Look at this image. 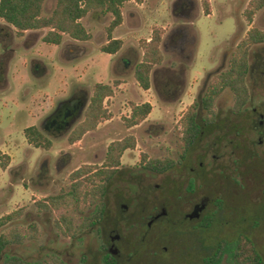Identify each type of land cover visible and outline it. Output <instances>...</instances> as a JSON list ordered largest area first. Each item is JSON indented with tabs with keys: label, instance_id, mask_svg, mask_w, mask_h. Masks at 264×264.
Listing matches in <instances>:
<instances>
[{
	"label": "rangeland",
	"instance_id": "obj_1",
	"mask_svg": "<svg viewBox=\"0 0 264 264\" xmlns=\"http://www.w3.org/2000/svg\"><path fill=\"white\" fill-rule=\"evenodd\" d=\"M184 1L193 5L189 19L179 14V6ZM208 1V16L203 12L202 0L127 3L123 9L124 26L118 32L123 38V47L113 59L99 51L107 40L110 16L88 15L81 22L91 40L79 43L65 37L59 48L42 43V32H29L25 38H17L10 28L0 23V152L9 157L7 168H0V235L31 225L39 232L36 240L12 248L8 253L47 264L53 256H58L64 264H103L101 260L106 254L103 249L111 237L119 236L116 247L125 260L120 264H174V258L182 264L188 255L194 264H206L204 260L213 253L217 242L225 239L229 249L218 264H232L230 254L235 239L243 232L252 239L264 260V171L256 179L242 177L249 186L245 191L234 186L222 187L220 183L217 188L203 186L202 182L191 189L189 184L195 175L190 169L195 174L209 176L212 155L221 154L220 159L213 160L215 169L228 167L226 152L220 153L226 147L217 145L215 153L207 140L192 149L186 167L181 165L180 118L227 70L232 51L246 33L252 27L264 30V9L256 14L251 25L244 18L250 0ZM55 5L56 0H46L43 14L50 15ZM154 29L164 31L161 46L164 62L153 71L151 88L145 92L136 84L133 73L142 57L141 43L151 38ZM183 31L189 34V41L182 52L178 51L175 37ZM253 53L254 70L248 79L251 100L247 109L255 108L264 117L261 110L264 109V48ZM36 66L41 67L38 73ZM116 79L123 87L105 102L112 118L79 143L69 145L67 138L84 119L92 87ZM78 95L83 105L70 128L47 131V119L63 103ZM131 103H150L152 112L145 122L128 130L124 118L130 115ZM232 104V96L225 92L217 100L215 109L226 117ZM225 123L239 122L226 120ZM241 123L249 124L248 121ZM33 126L51 141L49 151L35 149L27 143L24 130ZM243 129L240 130L243 137L255 144L256 155L264 159V133L250 132L248 126ZM130 135L136 139V148L123 154L120 173L108 186L104 220L94 229L84 230L76 239L64 238L54 226L59 212H39L36 203L68 192L69 175L73 171L83 165L102 166L107 147ZM144 156L148 160L171 158L177 165L172 172L157 175L142 168ZM199 163L204 164L202 170H198ZM259 180L261 183H257ZM219 197L226 201L225 207L215 212L209 229H201L198 223L204 214L216 210L213 200ZM196 205L205 207L201 215L196 217L195 213L193 222L183 220ZM95 209L96 206L86 205L66 212L77 226ZM162 209L186 227L185 234L178 232L164 237V226L152 225L147 233L150 248L136 254L128 241L145 231H139L140 224L134 222L143 220L147 224ZM14 213L20 214L18 219L5 220ZM163 248L168 250L162 255Z\"/></svg>",
	"mask_w": 264,
	"mask_h": 264
},
{
	"label": "trees",
	"instance_id": "obj_2",
	"mask_svg": "<svg viewBox=\"0 0 264 264\" xmlns=\"http://www.w3.org/2000/svg\"><path fill=\"white\" fill-rule=\"evenodd\" d=\"M131 1L142 4L144 0H56L51 14L45 16L43 7L46 0H0V23L10 28L17 38H25L29 32H42V43L59 47L63 44L65 37L79 43L91 40L90 33L81 22L88 15L99 13L101 16H110L111 21L106 28L107 43L102 45L99 51L102 54L114 56L121 50L123 43L121 40L113 39L112 33L123 22V5ZM202 8L204 14L208 16L210 14L208 0H202ZM263 9L264 0H250L244 11L246 22L251 25L256 14ZM163 34L162 29H154L151 38L141 43L142 57L134 68L133 78L140 89L145 92L151 88V74L154 69L164 62L161 47ZM263 48L264 30L252 27L232 51L227 70L212 82L198 103L190 106V109L180 118V140L183 143L181 165L183 167L188 165L192 149L203 141L207 140L208 145L211 143L209 147L215 153H217V145L221 144L222 148L226 147V150L220 151V153L226 152L228 167L221 173L215 172L214 168L215 171L213 170L209 176L203 175V173H194L195 176L189 184L191 189L197 186V182H202L203 186L210 184V187H217L220 183L223 184L222 187H243L242 190L245 191V188L249 186L242 177L256 179L260 171H264V159L261 160L256 155L255 144L246 140L240 131L248 126L250 132L264 133V121L262 126L257 122L264 118L263 115H259V111L255 108L247 109L251 100L248 79L254 70V67L251 66V60L255 56L253 50L259 51ZM120 85L119 80H114L107 84L96 83L92 87L84 119L67 138L69 145L79 143L85 135L95 132L98 126L112 118V114L105 107V102L113 98ZM225 92L230 93L233 104L225 115L226 117H222L221 112L216 111L215 105ZM261 110L264 114V109ZM151 112L152 106L149 103H131L130 115L124 118V126L129 130L141 125ZM226 120H235L239 123L227 125ZM241 121H248L249 124H242ZM24 137L27 143L35 149L45 151L51 149V141L36 126L25 129ZM135 148L136 139L131 135L113 141L107 147L102 166L83 165L73 171L69 175L70 190L58 196L46 197L43 201L36 203L39 212H59L54 226L64 238L76 239L84 230L94 229L106 216L104 199L108 194L109 184L120 173L123 154ZM228 149L229 151H227ZM215 156L220 159L221 154ZM8 163L9 157L0 152V168L5 170ZM176 165L177 163L171 158L151 160H148L146 156L142 158V168L157 175L172 172ZM240 170H243V173ZM262 173L264 174V172ZM216 179L219 180L216 181ZM257 183H261V180ZM262 184L264 183L262 182ZM225 204L226 201L222 197L214 199L213 205L216 210L204 214L198 223L199 227L204 230L209 229L214 223L215 212L222 210ZM86 205L96 206L95 212L84 218L80 225L75 226L72 216L68 215L66 211L80 209ZM19 216V213H14L5 220L14 221ZM134 223L140 224L139 231H145V234L140 232L133 241L127 239L128 246L132 247L136 254L150 248L151 244L147 239L150 226L163 225L165 232L162 235L164 237L177 235L178 232L180 235H184L186 228H183L180 221L177 222L167 216L164 209L158 215L151 217L147 224L143 220ZM38 233L37 227L31 225L27 229L16 227L0 235V262L2 264H47L43 261H29L8 253V250L12 248L36 240ZM228 249V241L219 240L213 253L204 260L205 263L218 264ZM230 259L232 264H264L263 257L254 242L243 232L239 233L235 239ZM50 264H64V262L58 256H53Z\"/></svg>",
	"mask_w": 264,
	"mask_h": 264
},
{
	"label": "flooded vegetation",
	"instance_id": "obj_3",
	"mask_svg": "<svg viewBox=\"0 0 264 264\" xmlns=\"http://www.w3.org/2000/svg\"><path fill=\"white\" fill-rule=\"evenodd\" d=\"M192 6L187 1L185 3L180 4L179 14L182 15L185 19H189ZM183 30L188 31L186 28H183ZM185 31H183L182 33L180 32L181 34H178L175 37L176 38V46L178 48V51H182V49L188 47L189 34H187ZM175 38H173V39H175ZM173 39H171L172 42H174ZM40 68H41L40 66H36V72L37 73L40 71ZM73 100H75V101H73ZM73 100H70L68 102L63 103L61 109H57L55 111V113H53V115L50 117V119H47V126H46L47 131H53V132L56 131L57 132V131L66 130V129L70 128L74 119L76 117H78L79 110L83 105V99L79 95ZM258 123L260 124V126H262L263 121H258ZM216 158H218V157H216L215 155H212V158L210 159V164H211V167H210L211 170L209 172L210 175L212 174V172L214 170L213 160H215ZM203 167H204V164L199 163L198 170H201ZM178 168H179V166H178ZM215 170H214L215 172H219V173H221L223 171V170H218V169H215ZM193 171L194 170L191 168L190 172L192 174H194ZM209 185L210 184H208L207 186H209ZM215 188H217V187H215ZM238 188L242 190L243 187H238ZM177 199L179 200V197ZM193 208H194L193 211L189 215L188 214L185 215L183 220L193 222L195 220L194 214L196 213L198 215L199 214L201 215L202 210L205 207H203L202 205H196ZM119 239H120L119 236L111 237L110 242H108L109 244L105 247V249H103L104 252L106 253L104 255L103 259L101 260V262L103 264H120L119 262L124 260V258L121 257V250L117 248L118 247L117 243H118ZM167 250H168L167 248H163L161 254L163 255V252L165 253ZM174 261H175L174 264H181V262L178 258H174ZM126 262H129V260H127ZM193 262L194 261H191L189 255H188L187 260H185L182 264H194Z\"/></svg>",
	"mask_w": 264,
	"mask_h": 264
},
{
	"label": "crops",
	"instance_id": "obj_4",
	"mask_svg": "<svg viewBox=\"0 0 264 264\" xmlns=\"http://www.w3.org/2000/svg\"><path fill=\"white\" fill-rule=\"evenodd\" d=\"M132 2V1H131ZM127 3H129V2H127ZM127 3H125L124 5H123V7H122V16H123V24H121V26L120 27H118L117 29H115L114 31H113V33H112V37H113V39H115V40H123V38H121L119 35H118V32H119V30L124 26V21H125V15H124V6L127 4ZM42 37V36H41ZM149 40V39H148ZM147 40V41H148ZM40 41H41V39H40ZM64 42V41H63ZM106 43H107V40H106ZM105 43V44H106ZM104 44V45H105ZM123 47V46H122ZM59 48V47H58ZM118 54V53H117ZM116 54V55H117ZM103 55H105V54H103ZM116 55H114V56H109V55H106V56H108L110 59H113ZM33 60H38V59H33ZM155 70V69H154ZM151 76H152V74H151ZM116 80H119V79H116ZM99 83H103V82H99ZM107 83H109V82H104V84H107ZM123 87V84H121V86H119V88L118 89H121ZM112 99V98H111ZM150 104V103H149ZM151 105V104H150ZM27 129V128H26Z\"/></svg>",
	"mask_w": 264,
	"mask_h": 264
},
{
	"label": "water",
	"instance_id": "obj_5",
	"mask_svg": "<svg viewBox=\"0 0 264 264\" xmlns=\"http://www.w3.org/2000/svg\"><path fill=\"white\" fill-rule=\"evenodd\" d=\"M195 216L198 217V214H196Z\"/></svg>",
	"mask_w": 264,
	"mask_h": 264
}]
</instances>
